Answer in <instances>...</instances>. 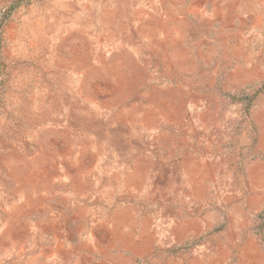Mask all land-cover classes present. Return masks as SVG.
I'll return each instance as SVG.
<instances>
[{
	"label": "rangeland",
	"instance_id": "obj_1",
	"mask_svg": "<svg viewBox=\"0 0 264 264\" xmlns=\"http://www.w3.org/2000/svg\"><path fill=\"white\" fill-rule=\"evenodd\" d=\"M0 264H264V0H0Z\"/></svg>",
	"mask_w": 264,
	"mask_h": 264
}]
</instances>
